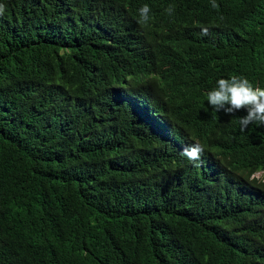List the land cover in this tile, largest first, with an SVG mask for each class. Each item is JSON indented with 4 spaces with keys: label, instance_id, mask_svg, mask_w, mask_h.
<instances>
[{
    "label": "trees",
    "instance_id": "trees-1",
    "mask_svg": "<svg viewBox=\"0 0 264 264\" xmlns=\"http://www.w3.org/2000/svg\"><path fill=\"white\" fill-rule=\"evenodd\" d=\"M0 4V264H264V0Z\"/></svg>",
    "mask_w": 264,
    "mask_h": 264
},
{
    "label": "clouds",
    "instance_id": "clouds-1",
    "mask_svg": "<svg viewBox=\"0 0 264 264\" xmlns=\"http://www.w3.org/2000/svg\"><path fill=\"white\" fill-rule=\"evenodd\" d=\"M213 7L218 5L213 2ZM5 10V6L0 4V14ZM140 22L147 23L150 19L151 8L143 5L139 10ZM173 11V6L166 9L169 15ZM203 34H207L205 29ZM207 102L217 112L223 111L225 114H234L240 110L246 111V115L240 117L239 125L241 130H245L249 124L258 123L264 125V87L254 86L246 77L231 75L228 78H219L216 87L207 92ZM185 148L181 145L179 148ZM204 147L199 143H193L183 150V155L193 162L200 161ZM198 166V165H197ZM250 178H260L264 181V171L254 170Z\"/></svg>",
    "mask_w": 264,
    "mask_h": 264
}]
</instances>
